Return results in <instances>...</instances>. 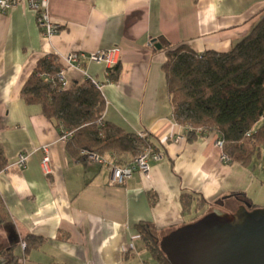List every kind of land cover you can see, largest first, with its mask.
<instances>
[{"label": "crops", "instance_id": "obj_1", "mask_svg": "<svg viewBox=\"0 0 264 264\" xmlns=\"http://www.w3.org/2000/svg\"><path fill=\"white\" fill-rule=\"evenodd\" d=\"M49 14L62 28L44 38L27 4L0 12V149L7 160L0 198L8 213L0 244L15 247L19 264H149L152 252L138 225L163 237L208 214L220 199L225 212L236 211L242 202L232 193H245L264 208V159L257 171L254 164L223 163L212 136L174 141L188 124L174 113L163 70L166 51L153 45L163 39L172 50L229 53L264 15V0H49ZM114 48L121 67L116 82L109 81L105 62L83 58L65 66L68 53ZM46 58L53 69L65 68L70 88L89 80L102 85L105 122L153 135L162 158L150 161L149 177L136 172L112 186L106 167L68 153L56 123L22 97ZM45 147L49 175L41 164ZM20 153L28 155L23 167ZM183 193L193 196L190 211L183 210ZM29 236L40 243L31 246Z\"/></svg>", "mask_w": 264, "mask_h": 264}, {"label": "trees", "instance_id": "obj_2", "mask_svg": "<svg viewBox=\"0 0 264 264\" xmlns=\"http://www.w3.org/2000/svg\"><path fill=\"white\" fill-rule=\"evenodd\" d=\"M160 41L167 54L163 70L177 120L217 133L231 162L250 167L255 159L264 158V15L250 34L226 54H197L187 46L172 50L168 42ZM60 69H53L52 59L42 60L26 82L22 97L28 104L40 105L45 117L54 121L59 130L63 129L61 136L67 135L66 149L77 162H87L82 151L116 161L128 159L126 162L133 160L143 147L160 152L151 133L141 137L105 122L106 102L92 81L76 82L67 90L54 86L50 79L55 78ZM120 72L119 64L111 67L109 81H118ZM184 112L187 113L184 115ZM194 136L188 134V138ZM6 166L7 160L0 149V169ZM230 197L248 203L250 210L259 208L245 193H232ZM181 199L183 210L190 211L193 196L183 193ZM222 203L220 199L210 204L209 212L221 209ZM7 220L8 213L0 198V228ZM137 228L153 258L159 264H169L160 250L162 236L155 235L147 225ZM25 240L31 246L41 241L32 236ZM14 248L0 244V256L8 259L7 264H19Z\"/></svg>", "mask_w": 264, "mask_h": 264}, {"label": "water", "instance_id": "obj_3", "mask_svg": "<svg viewBox=\"0 0 264 264\" xmlns=\"http://www.w3.org/2000/svg\"><path fill=\"white\" fill-rule=\"evenodd\" d=\"M160 250L169 264H264V208L214 209L164 235ZM7 263L0 256V264Z\"/></svg>", "mask_w": 264, "mask_h": 264}, {"label": "built area", "instance_id": "obj_4", "mask_svg": "<svg viewBox=\"0 0 264 264\" xmlns=\"http://www.w3.org/2000/svg\"><path fill=\"white\" fill-rule=\"evenodd\" d=\"M19 4H27L31 10L34 11L38 27L44 38H51L61 31V25L50 17L49 14V0H0V12H6L7 10L15 7ZM120 51L117 48L111 49L109 51H100L98 53H93L90 55H85L84 53L71 52L64 57L65 66H78L81 59L85 58L90 62H105L108 67L111 68L118 63ZM50 82L59 87L60 90H67L70 88V83L65 76V68H61L56 77L50 79ZM98 89L102 88L100 83L92 82ZM185 134L176 135L174 138L175 142H178L186 137L189 133L202 136H212L215 139V146L220 152V160L225 164H230V157L224 151V142L221 137L211 131L209 128L201 126L194 128L191 125L186 126ZM62 130V131H61ZM60 132H63L61 129ZM139 136L145 137L146 133H139ZM62 141H66L67 135L61 136ZM45 155L42 159V167L46 175L50 174L49 162L50 155L48 147L44 148ZM81 155L87 157V162L95 163L100 166H104L110 172L109 184L112 186L124 185V183L131 179L132 176L139 172L145 177H149L151 166L150 161H159L162 158L161 152H155L149 147H143L140 153L131 161L120 163L113 159H108L102 157L96 153H91L89 151H82ZM28 155L26 153H20L18 155V162L20 166H25ZM3 170L0 169V173ZM22 247L26 248V243H22Z\"/></svg>", "mask_w": 264, "mask_h": 264}, {"label": "rangeland", "instance_id": "obj_5", "mask_svg": "<svg viewBox=\"0 0 264 264\" xmlns=\"http://www.w3.org/2000/svg\"><path fill=\"white\" fill-rule=\"evenodd\" d=\"M185 113H187V112H184V115H185ZM190 115H192V114H190ZM262 159H264V158H262ZM253 164L256 166L257 171H260L262 169L261 166H260V164H261V161L260 160L255 159ZM222 211H224V210L222 209ZM226 211L232 213L233 209L227 207L226 208ZM234 212H235V210H234ZM147 260L149 261V264H159L152 256H149Z\"/></svg>", "mask_w": 264, "mask_h": 264}]
</instances>
